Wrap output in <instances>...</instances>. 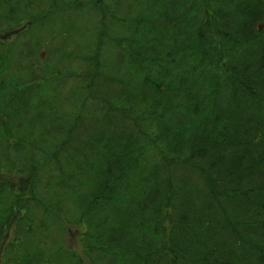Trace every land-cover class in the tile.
Masks as SVG:
<instances>
[{
    "label": "trees",
    "instance_id": "trees-1",
    "mask_svg": "<svg viewBox=\"0 0 264 264\" xmlns=\"http://www.w3.org/2000/svg\"><path fill=\"white\" fill-rule=\"evenodd\" d=\"M59 5L0 0V264H264V0Z\"/></svg>",
    "mask_w": 264,
    "mask_h": 264
},
{
    "label": "rangeland",
    "instance_id": "rangeland-1",
    "mask_svg": "<svg viewBox=\"0 0 264 264\" xmlns=\"http://www.w3.org/2000/svg\"><path fill=\"white\" fill-rule=\"evenodd\" d=\"M58 0H56V3L60 4V5H63L64 2H67V3H70L71 0H62L63 2H57ZM93 1V0H92ZM98 4V3H96ZM59 5V6H60ZM59 6H56V7H59ZM66 6H68V4H66ZM98 6V5H97ZM76 7H77V10H78V13H81L85 18H89V20H91L95 25L99 24L102 20L101 18V11H99L98 9H96L95 6H92V5H86L85 8H81L78 6V4H76ZM85 10H89L88 13H84L83 11ZM55 11V10H54ZM109 14V12H107ZM112 13V11H111ZM34 25H30L28 23L25 22V24H23L22 26L20 27H14L13 29L11 30H7L6 26H3L0 28V39L3 40V41H6V44H11L14 43V41L16 40V36L19 35V34H22L23 32L24 33H37V28H34V29H30L32 28ZM30 29V30H29ZM92 30V29H91ZM77 32V36L76 38L72 37V36H69L68 37V42L70 43V46L74 47L75 49H77L78 47H84L86 46V40H87V36H89V31H86V30H78L76 31ZM11 34H14V35H11ZM40 35H41V32H40ZM90 55L92 54V52L90 51V53H87L86 55ZM43 58H45V56L43 55L42 56ZM9 177L13 180H15L17 182V184L19 185H13V192H14V196L17 195V197H28L27 195H25V191L26 190V181H27V177L26 176H23V177H20L15 175V178H12L13 176L12 175H9ZM10 178H8L10 180ZM20 179L23 180L22 182H20ZM22 183V184H21ZM23 193V194H22ZM28 193L32 196L33 194L31 192H29L28 190ZM30 196V197H31ZM68 235V236H67ZM67 235H66V242H65V245L67 247H72L74 248L77 252H81L83 251V244H82V239H81V235L80 233L78 232V228L76 227H71L69 228V230L67 231ZM13 238V235L10 234L6 237V240L7 241H10V239ZM3 243H5L3 240H2ZM1 242V243H2Z\"/></svg>",
    "mask_w": 264,
    "mask_h": 264
}]
</instances>
